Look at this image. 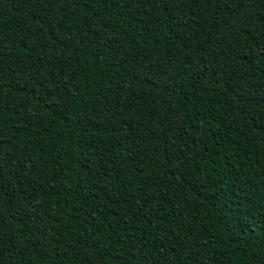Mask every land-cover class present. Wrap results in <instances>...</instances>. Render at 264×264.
Listing matches in <instances>:
<instances>
[{"label":"trees","instance_id":"16d2710c","mask_svg":"<svg viewBox=\"0 0 264 264\" xmlns=\"http://www.w3.org/2000/svg\"><path fill=\"white\" fill-rule=\"evenodd\" d=\"M0 264H264V0H0Z\"/></svg>","mask_w":264,"mask_h":264}]
</instances>
